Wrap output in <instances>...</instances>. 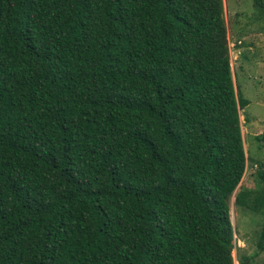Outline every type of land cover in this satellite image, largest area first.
I'll return each mask as SVG.
<instances>
[{"label":"trees","instance_id":"trees-1","mask_svg":"<svg viewBox=\"0 0 264 264\" xmlns=\"http://www.w3.org/2000/svg\"><path fill=\"white\" fill-rule=\"evenodd\" d=\"M248 103L223 0H0V264H253Z\"/></svg>","mask_w":264,"mask_h":264},{"label":"rangeland","instance_id":"rangeland-1","mask_svg":"<svg viewBox=\"0 0 264 264\" xmlns=\"http://www.w3.org/2000/svg\"><path fill=\"white\" fill-rule=\"evenodd\" d=\"M228 31V48L235 81V91L249 99L239 108V120L247 154V164L239 185L253 187L255 174L264 167V140L256 136L264 132V13L253 0H223ZM237 188L235 189V191ZM230 202L231 221L238 244L233 256L256 252L259 232L264 228V215L236 206L234 194ZM264 263V252L252 259Z\"/></svg>","mask_w":264,"mask_h":264}]
</instances>
